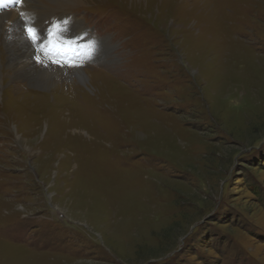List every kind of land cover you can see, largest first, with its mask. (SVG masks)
I'll list each match as a JSON object with an SVG mask.
<instances>
[{
	"label": "rangeland",
	"instance_id": "374dc122",
	"mask_svg": "<svg viewBox=\"0 0 264 264\" xmlns=\"http://www.w3.org/2000/svg\"><path fill=\"white\" fill-rule=\"evenodd\" d=\"M36 8L39 84L0 32V264H264V0Z\"/></svg>",
	"mask_w": 264,
	"mask_h": 264
},
{
	"label": "bare ground",
	"instance_id": "6f19581e",
	"mask_svg": "<svg viewBox=\"0 0 264 264\" xmlns=\"http://www.w3.org/2000/svg\"><path fill=\"white\" fill-rule=\"evenodd\" d=\"M32 1H35V0H22L21 4L18 6H15V7H11L9 4H7L4 8L0 7V24L3 23L4 28L7 24L6 27L10 28V31H8L7 29L0 28V32L2 31L4 33V35H6L5 39L9 40L7 42V47L10 48V54L11 55L9 58L10 63L8 65V68L13 72L14 76L21 77L22 79H30V81H32V80L34 81V84H39V74H41L42 70L41 71L39 70V68L36 66V63L32 59V54H33L34 49L29 45V41L26 38L27 37L26 35H29V33L24 31L23 29H21V24L19 21L20 20L19 19L20 13L21 12L26 13V11H28V10L37 9L36 7H38L40 10L41 9L40 6L45 7L43 9L48 8V9H51L53 11H58L59 9L60 10L61 9L66 10V9H69L71 7V5L76 6V5L83 4V0H36L40 4V6L36 5V7L32 5ZM24 17H25V15L23 16V18ZM31 18H32V16H31ZM49 18H51V17H49ZM78 24H81V23H79L78 21H75V25H78ZM48 34H49V31L47 29H43V28H39L38 30H36L33 33V36L37 42V44H36L37 47L42 44L41 40H43L44 46H51V44L54 43V41L52 40V37H47ZM44 39H45V41H44ZM76 42H77V40H75V44H76ZM79 42H81V44H83L85 46H81L78 49V52L80 51V52L84 53L85 49L87 47V44H85L83 41H79ZM63 52H64V50H63ZM67 52H71L72 54H74L72 51L67 50ZM45 54L48 55V54H50V52L46 51V49H45ZM34 55H35V53H34ZM52 55H53V53H52ZM49 56H51V55H49ZM56 56H58V55H56ZM63 57H61V59ZM76 60H77V57H76ZM70 61H71V59H70ZM2 67L3 66L0 62V87H2L1 84L4 82L3 81L4 77L2 76V73H3ZM59 73H60V71H59ZM67 76H68V74H67ZM40 77L43 78V76H40ZM18 79H20V78H18ZM84 79H86V77ZM45 82H46V80H45ZM23 85H24V83H23Z\"/></svg>",
	"mask_w": 264,
	"mask_h": 264
}]
</instances>
